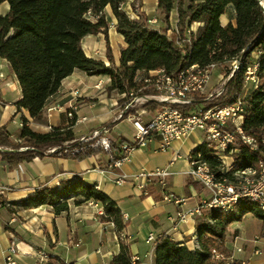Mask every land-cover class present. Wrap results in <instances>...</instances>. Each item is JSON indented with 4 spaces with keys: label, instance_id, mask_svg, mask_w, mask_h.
<instances>
[{
    "label": "trees",
    "instance_id": "16d2710c",
    "mask_svg": "<svg viewBox=\"0 0 264 264\" xmlns=\"http://www.w3.org/2000/svg\"><path fill=\"white\" fill-rule=\"evenodd\" d=\"M127 0H0L8 3L10 13L0 18V59L6 61L17 78L22 97L16 104L18 113L26 111L35 121L43 120L48 101L55 96L63 82L76 71L88 77H106L111 81L109 92L129 96L142 89L136 83L139 74H149L164 70L167 75L178 76L183 71L197 67L204 70L212 65H222L226 61L243 57L241 69L227 82L223 94L207 102V108L225 107L241 101L245 105L242 131L245 138L259 144V149L240 141L235 152L230 155L234 167L225 177L234 179L236 172L256 169L264 162V11L261 0H157L158 12L169 29L170 17L177 9L178 32L185 40L184 47L177 46L166 34L149 27L147 20H133L123 10ZM110 8L117 20V33L125 39L126 48L121 51L120 66L116 67L109 42L110 23L106 9ZM233 8L236 18L223 27L220 20ZM194 25L199 28L187 34ZM103 35L107 44V60L103 62L86 57L82 42L86 37ZM257 65V86L245 93L246 74L249 68ZM144 109L156 110L155 105ZM189 112L190 108H178ZM130 114L127 112L122 119ZM23 128L20 140L27 148L33 149L19 153L0 152V162L10 167L22 162H32L45 157L50 149H58L51 157L83 161L94 155L105 153L120 158L117 151L107 154L103 150L91 149L90 144H75L71 126L66 129H53L48 134H38L30 130L28 122L22 119ZM7 136L5 128L0 130V138ZM6 145V140H1ZM125 143L122 141L120 145ZM86 148L85 151H81ZM71 150V154H64ZM79 151V153H75ZM201 153L211 172L221 179V162L210 156V151L201 145L191 155ZM153 184L148 191L150 193ZM93 202L101 205L103 223H112L121 236L125 225L122 214L113 202L96 186L84 184L81 180H66L59 189L43 188L35 191L28 199L18 203L22 210L30 211L50 207L56 216L68 213L70 206L81 207ZM7 203L0 197V209ZM197 220L199 249L189 251L185 246L175 244L170 237L163 236L155 242L154 264H226L224 262L225 234L233 223L240 222L252 214L263 222L261 238L264 239V213L259 206L243 199L230 212L205 210ZM11 214H14L11 211ZM216 255L222 260L217 261ZM111 264H138L131 258L129 247L121 242V251Z\"/></svg>",
    "mask_w": 264,
    "mask_h": 264
},
{
    "label": "crops",
    "instance_id": "0c3cea01",
    "mask_svg": "<svg viewBox=\"0 0 264 264\" xmlns=\"http://www.w3.org/2000/svg\"><path fill=\"white\" fill-rule=\"evenodd\" d=\"M0 10V18H6L11 9L4 2L0 4ZM123 10L133 20H151L158 15V2L127 0ZM106 15L110 23L112 55L116 67H119L121 51L126 48L125 39L117 33V20L110 8L106 9ZM235 18L233 8H229L220 22L223 27L230 23L235 25ZM178 22L175 9L171 13L169 29L164 28L168 35L178 31ZM198 28L194 25L191 30L196 33ZM82 48L87 58L109 66L103 35L86 37ZM110 86L109 78L88 77L76 71L46 105H59L64 109L55 113L52 119H47L44 114L42 121L35 122L26 111L18 113L16 104L22 97L20 85L9 64L0 59V130L5 128L7 131V136L0 138L7 139V143L2 145L1 141L0 148L14 152V147L22 144V119L28 122L31 131L38 134L71 126L75 138L70 144L72 147L103 130L94 143L107 139L119 148L122 141L131 142L137 134V126L130 117L120 119L123 103L116 93L109 92ZM255 88L256 85L251 84L249 91ZM70 107L75 109L73 119L65 113ZM144 112L143 120L147 122L154 119L157 110L145 109ZM201 144L202 135L197 132L173 143L169 152L164 153L160 151L159 138H154L146 147L133 150L119 169L112 167L113 156L105 153L80 162L51 155L15 167L0 162V197L7 203V208L0 209V264H4L13 242L26 253L20 264H38L34 254L41 251L55 264H111L120 253L121 238L112 223L101 221V205H71L69 212L60 216H56L50 207L25 211L17 205L37 190L59 189L66 180H81L86 185L96 186L116 203L122 214L131 258L138 264H154L155 243L148 241L151 235L156 239L167 236L189 251L198 250L196 213L211 201V194L189 176V158ZM114 154L118 155L117 151L114 150ZM157 170H168L170 176L164 181L154 180L147 195L131 181L121 186L115 184L118 175L132 178L141 172ZM181 213L186 216L185 222L178 219ZM262 229L263 222L252 214L230 225L225 234L224 262L264 264Z\"/></svg>",
    "mask_w": 264,
    "mask_h": 264
},
{
    "label": "built area",
    "instance_id": "2783aa9c",
    "mask_svg": "<svg viewBox=\"0 0 264 264\" xmlns=\"http://www.w3.org/2000/svg\"><path fill=\"white\" fill-rule=\"evenodd\" d=\"M140 20V18H138ZM149 27L154 28L159 25V18L155 17L147 20ZM187 34V42L189 35ZM178 39L175 41L177 46L182 48L186 43L179 32L177 31ZM243 57H238L226 61L222 65H212L204 70L197 67H191L178 76L171 77L167 75L164 70L151 72L149 74H139L136 78V83H142L144 87L137 92L126 94H117L123 102V118L125 113L130 114L131 120L137 126V134L131 142L123 143L118 148L120 158L113 162L112 167L119 169L129 159L131 152L135 149L144 148L154 138L160 140V151L167 153L171 149L173 143L178 142L193 133H200L202 135V144L210 151V156L221 162L220 174L221 179H218L213 172H211L209 165L204 161L203 155L197 153L191 155L189 158L190 173L189 176L192 181L211 194V201L205 203L203 208L205 210H222L230 212L243 199H249L256 203L261 212L264 213V162L256 169H248L242 172H236L233 180H228L225 176L228 175L233 167V160L230 157L242 141L244 144L252 146L254 150L259 149V144L252 140L245 138L242 131V123L245 114V105L239 101L237 104L225 107L207 108L200 102L207 93L208 87L212 80V75L219 68L224 65L229 66V72L225 77H220V82L226 86L227 82L232 76L241 69ZM257 65L249 68L246 74L245 93L249 92V86L254 84L257 86ZM224 89L221 94H223ZM220 94V95H221ZM75 96L79 93L76 91ZM214 94H209L208 98L204 99V103L210 102L214 99ZM148 105H155L157 113L154 119L144 122L143 115L144 108ZM178 108L187 109L191 111L184 112ZM63 107L59 105L45 108V116L47 119H52L54 114L62 111ZM75 109L70 107L66 109L65 113L69 119H73ZM98 132L89 139L83 140L80 144H90L95 141L97 137L103 133ZM201 144V145H202ZM264 145V142H263ZM89 148L95 150H103L107 154L113 153V144L107 139H102L90 145ZM0 150H3L0 148ZM33 151L29 148H20L19 153L26 151ZM83 148L81 151H85ZM8 151V150H6ZM13 151V150H11ZM58 149H50L46 155L56 153ZM64 154H71V150H64ZM75 153H79L76 151ZM170 176L168 170H157L155 172H141L132 178L126 175H118L115 179V184L121 186L128 181L137 185L138 190L147 195L149 185L158 179L160 181L166 180ZM174 201V199H171ZM177 202V201H176ZM91 206H96L95 203H88ZM104 215L102 207L100 217ZM197 217H201L202 211L196 213ZM180 222H185L186 216L182 213L178 215ZM121 242L125 247H129L125 233L120 236ZM156 238L149 236L148 241L155 243ZM19 244L11 243L10 248L5 256L4 264H20L21 259L25 256ZM38 264H55L52 258L45 252H36L34 254ZM217 261L222 260L220 255H216ZM138 262L137 260H133Z\"/></svg>",
    "mask_w": 264,
    "mask_h": 264
},
{
    "label": "rangeland",
    "instance_id": "374dc122",
    "mask_svg": "<svg viewBox=\"0 0 264 264\" xmlns=\"http://www.w3.org/2000/svg\"><path fill=\"white\" fill-rule=\"evenodd\" d=\"M188 1L189 0H185V3L187 4ZM135 2H136V0H135ZM263 3H264V0H263ZM176 5H177V3H176ZM157 17L159 18V25L157 27H154L153 29L159 31L162 34H166L171 40L176 41L178 39V35L176 33L175 34L171 33L170 35H168L166 33L167 29H164V28H166L167 25L163 21V17L160 15L159 12H158ZM228 72H229V66L224 65L222 68H219L215 73H213L211 83H210L208 90H207L208 94H206V96L200 100V102H202L203 105L207 104V103H204L203 101L205 98H208L209 94H214V96H215L214 98L220 96L222 90L225 88V86H224L225 83L223 84V82H220V77H225V75L228 74ZM211 101H213V99ZM21 146L23 148H27L26 145L23 143L21 144Z\"/></svg>",
    "mask_w": 264,
    "mask_h": 264
},
{
    "label": "water",
    "instance_id": "95a60500",
    "mask_svg": "<svg viewBox=\"0 0 264 264\" xmlns=\"http://www.w3.org/2000/svg\"><path fill=\"white\" fill-rule=\"evenodd\" d=\"M260 5H261L262 10L264 11L263 0L260 1ZM0 152H7V151L6 150H0Z\"/></svg>",
    "mask_w": 264,
    "mask_h": 264
},
{
    "label": "bare ground",
    "instance_id": "6f19581e",
    "mask_svg": "<svg viewBox=\"0 0 264 264\" xmlns=\"http://www.w3.org/2000/svg\"><path fill=\"white\" fill-rule=\"evenodd\" d=\"M263 7H264V3H263Z\"/></svg>",
    "mask_w": 264,
    "mask_h": 264
}]
</instances>
